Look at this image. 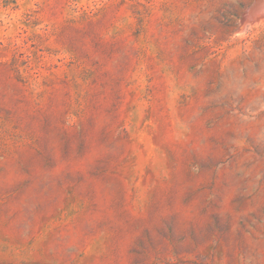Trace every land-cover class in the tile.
<instances>
[{"label":"rangeland","instance_id":"rangeland-1","mask_svg":"<svg viewBox=\"0 0 264 264\" xmlns=\"http://www.w3.org/2000/svg\"><path fill=\"white\" fill-rule=\"evenodd\" d=\"M261 6L0 0V264H264Z\"/></svg>","mask_w":264,"mask_h":264},{"label":"bare ground","instance_id":"bare-ground-1","mask_svg":"<svg viewBox=\"0 0 264 264\" xmlns=\"http://www.w3.org/2000/svg\"><path fill=\"white\" fill-rule=\"evenodd\" d=\"M261 3H262V6H261L262 9H261V10H262V12L264 13V0H261ZM255 5H256V4H255ZM255 5H254V6H255ZM256 10H257V9H256ZM259 10H260V9H259ZM263 15H264V14H263ZM260 18H262V17H260Z\"/></svg>","mask_w":264,"mask_h":264}]
</instances>
